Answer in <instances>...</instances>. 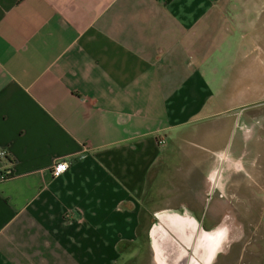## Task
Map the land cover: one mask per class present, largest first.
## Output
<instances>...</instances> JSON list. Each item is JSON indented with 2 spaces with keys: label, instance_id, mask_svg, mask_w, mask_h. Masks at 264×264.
I'll return each instance as SVG.
<instances>
[{
  "label": "crops",
  "instance_id": "obj_1",
  "mask_svg": "<svg viewBox=\"0 0 264 264\" xmlns=\"http://www.w3.org/2000/svg\"><path fill=\"white\" fill-rule=\"evenodd\" d=\"M255 1L0 0V264H119L144 209L154 264L216 261L222 157L264 193L252 122L219 117L259 96L238 59ZM174 158L189 162L175 180Z\"/></svg>",
  "mask_w": 264,
  "mask_h": 264
},
{
  "label": "rangeland",
  "instance_id": "obj_2",
  "mask_svg": "<svg viewBox=\"0 0 264 264\" xmlns=\"http://www.w3.org/2000/svg\"><path fill=\"white\" fill-rule=\"evenodd\" d=\"M254 10L251 18V32L253 38L248 40V49L239 51L238 59L247 58L253 60L254 76L250 80L249 85L254 87V101L249 105L248 109H233L224 112L220 117L223 124L238 123L240 133H246L250 130L248 122H252L254 128V137L249 138V145L253 148L255 162V176L262 174L263 167L259 160L264 159V0H257L252 3ZM245 53L243 56L242 54ZM247 111L252 113L253 119L247 115ZM202 124L201 126L207 125ZM194 128V127H193ZM180 136H192L195 133L192 128L184 130ZM167 172L174 180L181 171L188 170L189 162L184 159L179 165L177 158ZM221 165L223 175L221 185L218 192H213L212 197H216L220 192V199L223 202L219 210L212 211L211 216L214 220H218L223 216V220L228 225V240L225 243L224 250L220 252L213 264H264V193L252 192L247 188L246 180L239 179V182L232 184L230 174L233 173L235 163L225 160L222 157ZM233 165V166H232ZM238 174L245 175L243 167H235ZM245 168V166H244ZM239 177V176H238ZM192 190H199L201 187L198 179L193 180ZM190 189V188H189ZM199 195V194H197ZM161 195H154V198ZM152 206L161 204H173L170 200H158ZM196 196L191 194L187 201L191 205H197ZM150 207L149 203H146ZM147 210H142L139 216V222L136 226V237L125 242L120 247L119 264H154L148 240L145 236V227L148 222ZM146 212V213H145Z\"/></svg>",
  "mask_w": 264,
  "mask_h": 264
},
{
  "label": "built area",
  "instance_id": "obj_3",
  "mask_svg": "<svg viewBox=\"0 0 264 264\" xmlns=\"http://www.w3.org/2000/svg\"><path fill=\"white\" fill-rule=\"evenodd\" d=\"M157 143L161 144L164 142L163 137H157ZM5 155V149L3 147H0V158L4 157ZM69 165V160L67 158L58 157L55 158L50 167H49V173L51 176H56L60 174L61 172L65 171ZM10 175V171L7 168H1L0 169V179H3Z\"/></svg>",
  "mask_w": 264,
  "mask_h": 264
}]
</instances>
